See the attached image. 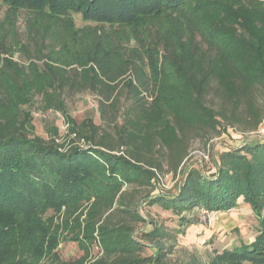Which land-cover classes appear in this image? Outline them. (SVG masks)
I'll use <instances>...</instances> for the list:
<instances>
[{
    "label": "trees",
    "instance_id": "trees-1",
    "mask_svg": "<svg viewBox=\"0 0 264 264\" xmlns=\"http://www.w3.org/2000/svg\"><path fill=\"white\" fill-rule=\"evenodd\" d=\"M1 3L0 264H68L59 258L60 240H76L80 248L95 235L107 257L94 264H164L165 248L146 256L142 240L167 232L152 224L134 234V222L147 220L125 201L124 186L145 187L157 177L163 165L149 154L154 143L168 151L176 171L189 138L214 128L220 116L227 119L230 109L235 121L251 119L249 128H255L264 113V0ZM23 14L24 34L18 22ZM177 82L182 94L173 87ZM84 89L98 96L112 133L91 117L78 122L68 115L69 134L76 137L66 149L34 136L27 105L36 96L67 115L65 95ZM142 89L150 93L148 103ZM210 92L217 106L206 105ZM77 139L111 152L77 146ZM254 139L221 152L213 180L192 168L174 198L147 196L149 204L173 214L248 206L257 232L254 240L222 251L231 264H264V139ZM122 145L131 148L129 157ZM90 199L93 209L79 208Z\"/></svg>",
    "mask_w": 264,
    "mask_h": 264
},
{
    "label": "rangeland",
    "instance_id": "rangeland-1",
    "mask_svg": "<svg viewBox=\"0 0 264 264\" xmlns=\"http://www.w3.org/2000/svg\"><path fill=\"white\" fill-rule=\"evenodd\" d=\"M5 9L0 0V19L4 15ZM24 18L23 14L19 17L18 21L22 34H24ZM76 20L80 24V20ZM13 57L23 63L18 53L14 54ZM134 84L138 86L135 81ZM173 87L178 89V94H182L181 82H177ZM142 90L144 91V101L146 100L148 103L151 98L150 93L145 89ZM132 99L133 96L131 97ZM204 101L207 106L208 104L212 105V102H214L215 106L219 103L215 104L217 97L212 92L208 95L206 94ZM259 101V104L263 107L264 96H260ZM97 103L98 96L87 89L81 92H70L65 95L68 114L64 115L62 110L59 111L56 107L44 106L43 102H40V96H36L32 100V103L27 105L33 114L32 133L36 137H43L46 140L64 145L63 148L65 147L66 149L76 137L74 134H69V129L72 125L67 120L68 115L73 116L78 122L85 119V117H91L96 124H100L105 129H110L112 133L113 129L106 126L108 116L105 117V120L103 119L98 110ZM121 111H123V108ZM232 112V109L224 112L228 118L225 119L223 116H220L213 124L215 125L214 128L205 127L201 135H192L189 138L187 142V155L176 171L173 170L168 151L162 149L158 143H154V148H152L149 154L154 155L157 159L159 158L163 165L157 171V177L152 180L151 185L145 187H137L135 185L124 186L127 192L124 198L125 201L131 207H136L140 215L147 220L146 223L134 222L136 224L134 234L138 235V232L141 230L146 232V230L152 227V224L161 225L168 234L157 238L155 241L142 240L143 245H145L144 255H155L159 252L160 246H163L167 251L166 258L163 260L164 264H231L222 260L220 257L222 251L226 248H232L234 244H239L240 241L248 243L254 240V234L257 232V220L252 216L249 207H245V204L241 202V198L239 199L241 204L228 212H208L205 209L195 207L173 214L170 210L165 209L166 207L163 205H151L147 202L148 194L155 196L160 193L166 199L174 198L175 191L180 186L183 176L192 168L201 170L202 175L213 180L218 171V164L215 160L221 152H228L230 149L238 148L244 143L257 142L254 139V135L264 121V113L255 128L251 129L249 128L252 123L251 119L235 121L231 116ZM117 120L120 123L122 122L120 114ZM54 128L55 131H53ZM73 144L85 149L89 147L94 151L98 150L107 154L111 152L102 147L89 146L84 140L77 139ZM120 149L124 152L125 156H130L131 148H128L127 145H122ZM112 153L115 155L121 152L115 151ZM95 158L98 157L96 156ZM92 202L93 199L87 200L79 208L85 212L87 209H93L94 205H92ZM119 214L117 217L120 216ZM150 220L152 223L149 222ZM195 220H199V222L197 224H190ZM66 235L64 232L63 236ZM95 236L96 238L93 242L88 240L80 248L76 240L69 241L63 237L57 248L61 261H65L68 264H94L95 261L107 257L100 238L97 235ZM46 260L41 259L38 264H43ZM237 261H234L233 264H254L249 261L242 263L239 260Z\"/></svg>",
    "mask_w": 264,
    "mask_h": 264
},
{
    "label": "built area",
    "instance_id": "built-area-1",
    "mask_svg": "<svg viewBox=\"0 0 264 264\" xmlns=\"http://www.w3.org/2000/svg\"><path fill=\"white\" fill-rule=\"evenodd\" d=\"M254 138H260L261 140L264 139V121L262 122V125L258 128V131L254 135Z\"/></svg>",
    "mask_w": 264,
    "mask_h": 264
}]
</instances>
